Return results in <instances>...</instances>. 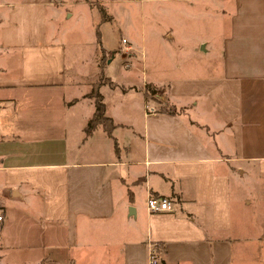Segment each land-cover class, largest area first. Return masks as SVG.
I'll return each instance as SVG.
<instances>
[{"label": "crops", "instance_id": "0c3cea01", "mask_svg": "<svg viewBox=\"0 0 264 264\" xmlns=\"http://www.w3.org/2000/svg\"><path fill=\"white\" fill-rule=\"evenodd\" d=\"M218 1V62L155 81L134 43L68 52L69 0H0V264H149L151 244L158 264H264V0ZM117 56L142 81L114 79ZM101 78L115 128L86 136Z\"/></svg>", "mask_w": 264, "mask_h": 264}, {"label": "rangeland", "instance_id": "374dc122", "mask_svg": "<svg viewBox=\"0 0 264 264\" xmlns=\"http://www.w3.org/2000/svg\"><path fill=\"white\" fill-rule=\"evenodd\" d=\"M68 5L73 16L61 14V30L67 43L80 42L77 46L68 45V52L83 55L92 54L94 45L91 31L94 17L87 12L86 6L78 0H69ZM101 2L107 20L97 8L94 15L96 24H100L103 44L116 50L134 43L140 57L143 56L144 68L150 80L161 81L173 76L175 67L218 62L224 35L229 29L227 17L221 13L222 1L218 0H94ZM99 4V3H98ZM97 5V4H94ZM127 37L128 44L122 39ZM204 41V42H202ZM204 43L207 44L203 48ZM124 46V47H122ZM210 46L214 50L209 52ZM197 49V51H196ZM209 52V54L206 52ZM191 54H193L191 56ZM206 54V55H205ZM118 55V54H117ZM195 55V56H194ZM192 58V61H191ZM126 58L117 56L111 69L113 77L119 82L126 77L142 81V66L135 64L126 67Z\"/></svg>", "mask_w": 264, "mask_h": 264}, {"label": "trees", "instance_id": "16d2710c", "mask_svg": "<svg viewBox=\"0 0 264 264\" xmlns=\"http://www.w3.org/2000/svg\"><path fill=\"white\" fill-rule=\"evenodd\" d=\"M94 6H96L99 9V11L101 12L102 18H103L102 22L106 21L107 15L105 13V9L103 8V6L101 4H97ZM97 39H98V42L100 43V45L102 46V34H101V30H100V24H98V26H97ZM102 51H103V53L105 52L103 46H102ZM121 52H122L121 50L113 51V52H111V56H113L115 54H119ZM104 84H108L112 87H115L117 85L116 82L112 81L111 79H107V78H101L99 81H97L94 84L93 89H92L91 93L88 94V96L95 100L96 110H95L93 117L91 118V120L89 121V123L85 129L86 136H90L93 133V131L99 125H102L108 131V133L110 135H112L113 129L115 128V124L112 121V119L107 117V115H106V106H105V103L103 101V95L100 92V87ZM149 87H150L149 85L146 86L147 93L148 94L153 93L152 95H154V91H152ZM148 96L150 97V95H148ZM159 111H161V112H173V110L171 108H167L165 106H161Z\"/></svg>", "mask_w": 264, "mask_h": 264}, {"label": "built area", "instance_id": "2783aa9c", "mask_svg": "<svg viewBox=\"0 0 264 264\" xmlns=\"http://www.w3.org/2000/svg\"><path fill=\"white\" fill-rule=\"evenodd\" d=\"M123 43H128L126 38L122 39ZM127 68L130 67L129 64L126 65ZM147 113H155L156 108H154L150 103L146 104ZM2 200L0 199V223L4 220V214L2 209ZM147 210L150 213H160V212H172L174 210V201L170 197L162 196L155 197L149 196L147 199ZM159 260L153 250L152 244L149 248V264H158Z\"/></svg>", "mask_w": 264, "mask_h": 264}]
</instances>
